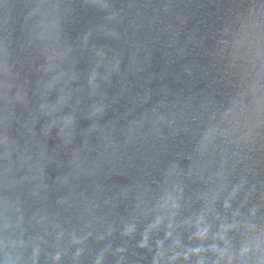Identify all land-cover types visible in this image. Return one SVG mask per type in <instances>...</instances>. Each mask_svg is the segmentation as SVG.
<instances>
[{"label":"water","instance_id":"95a60500","mask_svg":"<svg viewBox=\"0 0 264 264\" xmlns=\"http://www.w3.org/2000/svg\"><path fill=\"white\" fill-rule=\"evenodd\" d=\"M0 264H264V0H0Z\"/></svg>","mask_w":264,"mask_h":264}]
</instances>
